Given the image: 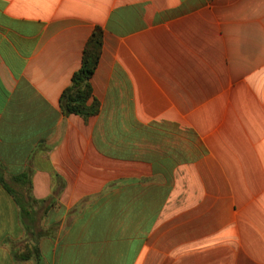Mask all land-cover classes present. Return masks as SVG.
Wrapping results in <instances>:
<instances>
[{
	"label": "crops",
	"instance_id": "obj_1",
	"mask_svg": "<svg viewBox=\"0 0 264 264\" xmlns=\"http://www.w3.org/2000/svg\"><path fill=\"white\" fill-rule=\"evenodd\" d=\"M0 264H264V0H0Z\"/></svg>",
	"mask_w": 264,
	"mask_h": 264
},
{
	"label": "trees",
	"instance_id": "obj_2",
	"mask_svg": "<svg viewBox=\"0 0 264 264\" xmlns=\"http://www.w3.org/2000/svg\"><path fill=\"white\" fill-rule=\"evenodd\" d=\"M99 34L101 30H97L92 43L100 44ZM86 49L83 66L76 72L72 78V84L64 91L61 104L66 114H76L85 118L97 115L100 111V102L94 97L91 78L94 73V62L98 57L89 56Z\"/></svg>",
	"mask_w": 264,
	"mask_h": 264
}]
</instances>
